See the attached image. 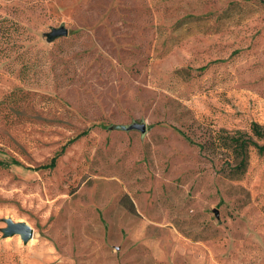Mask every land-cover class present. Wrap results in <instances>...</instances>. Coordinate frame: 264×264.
Returning a JSON list of instances; mask_svg holds the SVG:
<instances>
[{"label":"rangeland","instance_id":"rangeland-1","mask_svg":"<svg viewBox=\"0 0 264 264\" xmlns=\"http://www.w3.org/2000/svg\"><path fill=\"white\" fill-rule=\"evenodd\" d=\"M3 19L0 264H264V156L229 177L209 147L264 126V0H0Z\"/></svg>","mask_w":264,"mask_h":264},{"label":"trees","instance_id":"trees-1","mask_svg":"<svg viewBox=\"0 0 264 264\" xmlns=\"http://www.w3.org/2000/svg\"><path fill=\"white\" fill-rule=\"evenodd\" d=\"M15 29V24L9 23L6 19L0 20V52L6 50L4 45L10 40V30L14 31ZM209 144L211 148H218L229 153L231 163L225 164L228 168L227 176L235 177L241 175L246 170L250 149L253 148L259 156H264V126L251 122L249 132L218 130ZM54 160L55 156L51 159L50 163L42 165L39 168L53 167ZM0 166L5 167L6 163L0 161Z\"/></svg>","mask_w":264,"mask_h":264},{"label":"water","instance_id":"water-1","mask_svg":"<svg viewBox=\"0 0 264 264\" xmlns=\"http://www.w3.org/2000/svg\"><path fill=\"white\" fill-rule=\"evenodd\" d=\"M67 35V29L64 26L52 27L46 33V39L52 41L58 37ZM116 129L122 131H138L141 135L146 132V124L143 121H134L128 125H118ZM216 215V213H215ZM6 226L1 229L4 237L18 235L23 244H26L33 235L32 229L24 222H13L10 219H5Z\"/></svg>","mask_w":264,"mask_h":264}]
</instances>
